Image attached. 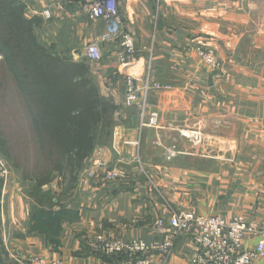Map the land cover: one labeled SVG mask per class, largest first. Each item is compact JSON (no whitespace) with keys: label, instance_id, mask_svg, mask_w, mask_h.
Returning <instances> with one entry per match:
<instances>
[{"label":"crops","instance_id":"1","mask_svg":"<svg viewBox=\"0 0 264 264\" xmlns=\"http://www.w3.org/2000/svg\"><path fill=\"white\" fill-rule=\"evenodd\" d=\"M21 1L43 19L42 40H54L59 51L101 44L102 94L124 111L116 113L111 144L86 159L76 191L62 188L56 177L30 200L19 180L0 177V264H26L21 254L63 264H125L121 255L92 251L96 236L160 241L164 233L156 223L174 211L226 221L242 215L264 227V0H121L124 26L138 50L126 65L115 59L116 43L101 40L105 21L91 20L79 0H63L62 10L55 0ZM200 46L215 49L218 76L198 55ZM148 71L152 82L171 86L147 93L149 111L159 114L156 128L140 126V109L128 118L126 109L134 106L124 102L126 77L143 89ZM170 149L178 151L171 158ZM97 155L106 167L127 169L128 177L86 176ZM192 251V240L182 234L167 264H193ZM257 263L264 264V256ZM151 264H163L162 255L155 253Z\"/></svg>","mask_w":264,"mask_h":264},{"label":"trees","instance_id":"2","mask_svg":"<svg viewBox=\"0 0 264 264\" xmlns=\"http://www.w3.org/2000/svg\"><path fill=\"white\" fill-rule=\"evenodd\" d=\"M38 22L26 16L20 1L0 0V148L13 159L15 147H36L38 164L33 170L25 165L22 176L33 182L36 199L55 170L61 187L70 190L76 166L97 147L111 144L116 113L121 114L101 95L87 58L74 61L40 43L34 32ZM126 113L136 118L140 110L134 106Z\"/></svg>","mask_w":264,"mask_h":264},{"label":"built area","instance_id":"3","mask_svg":"<svg viewBox=\"0 0 264 264\" xmlns=\"http://www.w3.org/2000/svg\"><path fill=\"white\" fill-rule=\"evenodd\" d=\"M57 8L65 7L63 0H55ZM91 20L103 19L106 33L101 40L116 43L114 56L119 64H131L136 60L137 47L134 34L127 31L120 12L121 0H79ZM50 10H44V16L50 18ZM201 59L212 67L216 76L219 75L221 62L211 46L197 48ZM84 54L92 61L102 59V48L98 41L87 45ZM171 89L170 85L152 82L150 71L145 79L143 89L136 85L132 76L125 79L124 102L127 106H137L141 110V127H158L159 114L149 111L147 93L150 89ZM143 90V92H142ZM114 132V137L118 135ZM114 142V141H113ZM129 143V142H127ZM115 148V143H112ZM138 146L139 141L134 143ZM178 153L176 149L168 151L171 158ZM122 162V160H120ZM91 167L86 176L92 178L98 171H104L105 177L111 181H123L128 177V170L123 167L109 168L97 155L91 160ZM9 170L5 159L0 154V177L7 180ZM61 180V178H60ZM157 229L164 233L162 240L148 243L140 239H109L104 235L96 236L91 249L107 255H121L125 264H151L155 253L162 255L163 264L168 263L176 241L182 234H187L193 243L191 262L193 264H258L257 259L264 256V227L248 221L242 215H236L226 221L219 215H200L189 211H174L169 219H159ZM255 239L254 247H248L246 241ZM20 261L26 264H63L61 258L47 259L36 254H21Z\"/></svg>","mask_w":264,"mask_h":264},{"label":"rangeland","instance_id":"4","mask_svg":"<svg viewBox=\"0 0 264 264\" xmlns=\"http://www.w3.org/2000/svg\"><path fill=\"white\" fill-rule=\"evenodd\" d=\"M20 1V3L25 7V14L26 16L30 17V18H37L39 20L38 24H36L35 26V29H34V32L35 34L38 36L39 38V41L40 43H42L43 45H45L47 48L48 46H50V48L52 49V51L56 52V53H63V54H66V55H70V57L74 60V61H78L80 60V58H87L85 56V54L83 53L85 51V47L83 49V44L80 45H76V46H81V50L78 51V52H70V49L71 48H68L69 51H59V47H57L56 45H51L52 42L51 41H54V40H51V41H43L42 40V36H40V33H39V30L44 26V21L43 19L37 17V16H32L31 13L28 12L27 10V7L26 5L21 1V0H18V2ZM48 39V38H47ZM77 43H79L78 41H76ZM69 53V54H67ZM88 59V63L90 65V71H91V74H92V80L94 82L97 83L98 87H99V90H100V93L101 95L105 98V99H111L113 102L114 100L104 94H102V89H101V86H100V82H99V79H98V73H99V63L103 60H101L100 62H95V61H92L90 60L89 58ZM115 103V102H114ZM115 105H117L115 103ZM118 106V105H117ZM120 107V106H118ZM121 108V107H120ZM121 110H123V108H121ZM130 113V111H128ZM118 119V118H117ZM118 122H119V119H118ZM16 149H12L13 150V153H15V157L12 158H8L1 150L0 148V154L2 155V157L5 159L6 163H7V166H8V170H9V176L7 178V180H5V183H7V181L12 178L14 179V177L17 179V181L19 180L18 184H19V190H21L24 194V197H27L28 199L32 200V199H36V194H33V182H25L22 178V176H25V167H29V169H34L37 164H38V157H37V151H36V147L33 145V143L31 145H29V147H26V148H17L15 147ZM84 162H82L80 165L76 166V163L77 162H74L72 161V165L71 167H77L74 171V173L72 174L73 177L72 178H69L68 179V183H72V188L71 190L74 192L77 190V187L76 185L78 184V180L81 176V173H82V170L83 168L85 167V163H86V158L83 159ZM82 160V161H83ZM41 163V162H40ZM71 163V161L69 162ZM26 165V166H25ZM66 166V164H65ZM70 168V167H69ZM46 169V166H45V163H41V166H40V170L41 171H44ZM56 175H60V173L55 170L54 173H53V178L51 180V182L54 180V178L56 177ZM50 182V183H51ZM49 183H46V185H48ZM43 185V184H42ZM45 186V185H44ZM59 189V187H58ZM52 200V198H51ZM37 202H39V204H42V205H48V201L47 200H43V199H40V200H37ZM59 203V201H58Z\"/></svg>","mask_w":264,"mask_h":264}]
</instances>
